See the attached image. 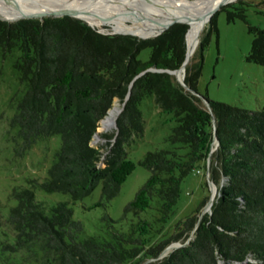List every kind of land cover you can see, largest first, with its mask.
<instances>
[{"label":"trees","instance_id":"obj_1","mask_svg":"<svg viewBox=\"0 0 264 264\" xmlns=\"http://www.w3.org/2000/svg\"><path fill=\"white\" fill-rule=\"evenodd\" d=\"M244 4L238 0L221 10L227 21L246 24L252 36L246 60L264 67V28L248 23ZM216 14L185 66L183 81L195 93L166 72L178 69L185 59L187 24L174 23L142 39L100 33L70 16L0 20V46H18L15 67L27 86L10 121L18 128L20 149L30 148L38 138L60 135L56 158L38 183L44 192L66 193L78 200L101 183L100 198L108 202L135 168L126 146L144 129L141 100L153 95L158 109L171 113L174 120L167 136L171 148L146 152L137 162L149 176L123 208L122 218H134L125 231L112 229L108 239L80 238L82 224L72 218L66 202L46 207L32 189L14 187L10 196L16 205L4 219L1 216L14 241L0 242V251L14 253L38 244L44 264H141L155 259L171 241L194 228L199 208L177 222L180 231L151 243L173 213L182 180L203 166L213 184L224 178L210 213L201 217L187 245L146 264H264V108L247 110L197 93L203 51L211 34L217 33ZM145 48L150 54L143 62L137 55ZM141 72L116 117L117 134L104 166L98 167L101 152L90 143L98 124L116 104L112 105L114 98L124 101L129 83ZM212 117L218 145L208 159L214 140Z\"/></svg>","mask_w":264,"mask_h":264},{"label":"rangeland","instance_id":"obj_2","mask_svg":"<svg viewBox=\"0 0 264 264\" xmlns=\"http://www.w3.org/2000/svg\"><path fill=\"white\" fill-rule=\"evenodd\" d=\"M180 1L191 2L193 0ZM236 1L238 0L234 2ZM245 1L247 2V4H244L245 15L248 23L264 28V0ZM2 2L9 4L12 0H0V3ZM228 4L230 3L222 7ZM221 8L216 11L215 16L217 33L211 34L208 45L203 51V66L197 82V93L213 102L247 110H261L264 108V67L246 60L251 48L252 36L248 33L247 26L243 21L239 19L227 21L226 12ZM23 17L25 16L13 20L0 17V20L13 23L27 19ZM70 17L79 19L74 15ZM110 18L115 20L112 22L104 19L101 25L82 20L92 28L106 34H128L124 33L127 31H114V25L132 28L133 21L131 19L113 14L110 15ZM208 23L209 21L201 24L199 32L192 40L190 47L187 43L190 50L189 57L192 58L196 52L198 42ZM128 35L141 38L137 34ZM157 35L159 34L142 37V39L153 38ZM149 54L150 49L145 48L138 53L137 59L145 62L149 59ZM19 55L18 46H14L11 50H4L0 46V223L3 224L0 225V242L12 244L14 241L12 229L4 225L2 221L6 217L8 209L16 205V200L10 196V192L14 187L32 189L36 198L44 202L46 207L57 201L66 202L72 210V218L82 224L83 229L80 238L108 239L112 229L125 231L134 218L130 214L122 218L123 208L132 200L136 191L149 176V171L137 162L143 158L146 152L171 148L167 136L174 125L172 114L160 111L155 104L153 95H147L141 100L139 108L144 120V129L141 135L134 137V140L126 146L127 157L135 163V168L121 184L118 195L108 202H102L100 198L101 183L89 195L78 200L71 199L66 193L44 192L38 183L47 177V169L56 158L55 154L60 148L61 139L60 135L53 134L36 139L28 149L23 151L20 149L21 139L18 136V128L10 124L13 115L17 111V103L27 88L26 82L20 80V73L15 67ZM173 77L178 82L179 76L177 73ZM115 103L120 108L122 107L123 102L118 98L113 99L112 105ZM115 120L113 126L106 130L101 129V123L99 122L98 130L90 142L93 147L98 148L101 152L97 162L98 167L104 166L106 155L117 134ZM101 134L112 135V138H103L100 136ZM197 169L198 171L193 170L182 180L180 197L173 213L164 229L154 235L151 243H156L158 240L168 238L180 231L182 227H175L177 222L191 215L198 208L199 211L195 214L197 218L202 213L203 215L210 213V203L218 194L224 178H220L217 185L210 184L208 180L209 172L207 176L203 166H199ZM105 216L113 222H109L104 218ZM109 225L113 227L111 228ZM193 235L192 228L182 234L176 241H171L163 249L165 256L174 250V246L179 248L187 245ZM44 260L45 258H43V253L38 248V244H33L28 249L14 253L0 251V264H44ZM149 261L152 260H143L141 264H146Z\"/></svg>","mask_w":264,"mask_h":264},{"label":"bare ground","instance_id":"obj_3","mask_svg":"<svg viewBox=\"0 0 264 264\" xmlns=\"http://www.w3.org/2000/svg\"><path fill=\"white\" fill-rule=\"evenodd\" d=\"M229 1L231 0H193L191 2L169 0H12L9 4L0 3V17L13 20L22 16L63 12L101 25L104 19L113 22L115 19L110 18V15L113 14L133 21L132 28L114 25V31L135 33L141 38L161 32L173 20L186 19L188 22L186 55L189 57L190 50L187 43L190 47L201 24L207 23L211 8L218 3L226 4ZM176 73L179 76L178 80H181L183 69L180 68ZM119 110L120 107L117 104L109 110L107 116L100 121L102 130L110 129L113 126Z\"/></svg>","mask_w":264,"mask_h":264},{"label":"water","instance_id":"obj_4","mask_svg":"<svg viewBox=\"0 0 264 264\" xmlns=\"http://www.w3.org/2000/svg\"><path fill=\"white\" fill-rule=\"evenodd\" d=\"M171 1L176 2V1H179V0H171ZM234 1H235V0H231V1H229L228 3H231V2H234ZM226 4H227V3H226ZM223 5H225V4L218 3V4L214 5V6L211 8L210 13H209V16H208V18H207V22L211 19L212 15H213L216 11H218ZM63 15H69V16H72V15H70V14L63 13V12H62V13H48V14H46V15L37 14V15H34V16H27V17H23V18H33V19H36V18H37V19H39L40 21H42L43 18H44V16H48V17H61V16H63ZM7 20H8V19H7ZM80 20H82V19H80ZM82 21H83V20H82ZM83 22H85V21H83ZM85 23H86V22H85ZM174 23H183V24H187V25H188V22H187L186 19H181V18H180V19H176V20H173V21L169 22V23L167 24V26H166L161 32H159V33H157V34L162 33L164 30H166L168 27H170V26H171L172 24H174ZM87 24H88V23H87ZM88 25H89V24H88ZM89 26H90V25H89ZM97 31H98V30H97ZM98 32H100V31H98ZM100 33H102V32H100ZM105 34H106V33H105ZM190 58H191V57H188L187 55H185V59H184L183 63L181 64V66H180L178 69H176V70H172V71H170V70H166V72L169 73V74H171V75H174L175 72H176L177 70H179L180 68H182V69H183L182 79H181V80H177L178 83H179L181 86H183L185 90H188V91H190L191 93H195V92L191 91V90L187 87V85L184 83V81H183V78H184V72H185V66H186V64L189 62ZM153 70H154V69H153ZM143 73H144V72H141L140 74H138L137 76H135V77L131 80V82L129 83L128 91H127L126 97H125V99H124V101H123L122 107L120 108L119 113H120L121 110L123 109L124 103H125V101L127 100L128 96H129V94H130V88H131L133 82L135 81V79H137V78H138L139 76H141ZM205 104H206V103H205ZM206 108H207L208 111L211 113V110H210V107H209L208 104H206ZM212 122H213V135H214V140H213L212 145H211V149H210V153H209L208 159H209V157H210V155H211L213 149L216 148V146L218 145V141L216 140V137H215V123H214V119H213V117H212ZM96 131H97V130H96ZM206 173H207V176H208V169L206 170ZM208 180H209V178H208ZM209 183L212 184V182H211L210 180H209ZM211 203H212V202H211ZM211 203H210V205H211ZM202 215H203V213L197 218V221H196V223H195V225H194V228H193V232L196 230L197 226L199 225ZM176 248H177V246H174V247H173V249H176ZM163 256H165L164 250L159 254V256H158L157 258L152 259V260L161 259V257L163 258Z\"/></svg>","mask_w":264,"mask_h":264}]
</instances>
